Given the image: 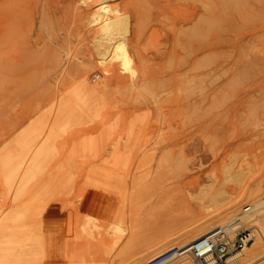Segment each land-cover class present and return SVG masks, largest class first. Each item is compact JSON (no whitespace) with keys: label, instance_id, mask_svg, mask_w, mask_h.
<instances>
[{"label":"rangeland","instance_id":"1","mask_svg":"<svg viewBox=\"0 0 264 264\" xmlns=\"http://www.w3.org/2000/svg\"><path fill=\"white\" fill-rule=\"evenodd\" d=\"M253 196L264 0H0V264L145 263Z\"/></svg>","mask_w":264,"mask_h":264},{"label":"bare ground","instance_id":"2","mask_svg":"<svg viewBox=\"0 0 264 264\" xmlns=\"http://www.w3.org/2000/svg\"><path fill=\"white\" fill-rule=\"evenodd\" d=\"M79 66H81V65H79ZM121 185H122V183H121ZM24 187H26V186H24ZM36 188H35V191H36ZM34 193H36V192H34ZM253 197H256V198H253V200H252V198L250 199L251 200L250 202L253 201L251 204L249 203L250 205L248 204V206L247 207L245 206L246 208L244 207L242 211H240L238 213H233L231 216L225 217L226 216L225 212H227L228 208H224L221 211L217 212L216 214H212L210 216H201L192 222L190 221V223L188 222L185 226H181L178 231H176L175 233L170 235V237L173 238V240H172L173 243L175 244L176 247L178 246L177 249L180 250V249H183V248L195 243L198 239H200V238L204 237L205 235L211 233L216 228L221 227L227 233H234L237 230V228L243 226L242 223H248L250 221L255 220V226H251L249 228H246V229H253L254 230L255 236L253 237V240L249 244L244 246L241 250L229 255L227 257V261L230 264H236V263H238V264H264V218H261V217H264V196H261V197L260 196H253ZM41 202L43 203V201H41ZM52 202H50V203H52ZM47 205L48 204L46 202L42 205L40 204L41 211L46 210ZM49 208L50 207H48V211H49ZM229 210H230V208H229ZM201 212H199V213H201ZM230 212L231 211H229L228 213H230ZM210 213L211 212H209V214ZM203 214H205V213H203ZM47 217L48 216L41 217L39 223L36 225V231L35 232L38 231L39 232V233L37 232L38 234L44 232L43 230H44L45 226L43 225V223ZM217 217H218V219L221 218V221H218V219H216ZM208 220H214V222L211 221V223H208L206 225ZM45 223H48V221H46ZM41 228H43V229L41 230ZM45 230H46V228H45ZM40 235L46 236V233H43ZM42 236H41V239H42ZM8 240H12V239L9 238ZM46 241H47V239H46ZM42 243H44L43 240H42ZM38 247H37V249H39ZM11 248H12V246H11ZM167 248H170V247H167ZM167 248H165V249H167ZM9 249L10 248L8 247L7 250L9 251ZM31 249H32V246H31ZM37 249H35V251ZM12 250H13V248H12ZM167 250H170V249H167ZM9 252H11V251H9ZM16 252H18V251L16 250ZM31 252L33 253V249ZM162 253H165V251ZM8 254H12V253H8ZM42 254H44V253H42ZM12 255H14V254H12ZM37 255L40 256L41 254H37ZM160 255H162V254H160ZM160 255L158 254L157 257H159ZM31 256H33V255H31ZM45 257H46V253H45L44 259H45ZM31 258H33V257H31ZM37 258H39V257H36V259ZM42 258H40V259H42ZM130 259L128 257L125 259H122L119 264H128ZM154 259H151L150 257H148L146 259L145 263L151 262ZM142 261H139V263H132V264H145V263H142ZM196 263L198 264V262H196ZM160 264H193V263H191L189 260L185 259V256H179L178 252H176L174 255H172L168 259L164 260Z\"/></svg>","mask_w":264,"mask_h":264},{"label":"built area","instance_id":"3","mask_svg":"<svg viewBox=\"0 0 264 264\" xmlns=\"http://www.w3.org/2000/svg\"><path fill=\"white\" fill-rule=\"evenodd\" d=\"M107 76H109V72L106 67H99L92 74L90 81L95 87H98L105 82ZM254 236L253 229H242L232 239L223 228L219 227L195 243L180 250L176 248L171 255L165 257L160 255L145 264H160L176 252L179 256H188L194 259L198 264H230L227 257L249 244Z\"/></svg>","mask_w":264,"mask_h":264}]
</instances>
